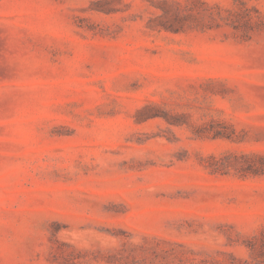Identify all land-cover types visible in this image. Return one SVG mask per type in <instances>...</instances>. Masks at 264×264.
Segmentation results:
<instances>
[{"label":"rangeland","instance_id":"1","mask_svg":"<svg viewBox=\"0 0 264 264\" xmlns=\"http://www.w3.org/2000/svg\"><path fill=\"white\" fill-rule=\"evenodd\" d=\"M0 264H264V0H0Z\"/></svg>","mask_w":264,"mask_h":264}]
</instances>
